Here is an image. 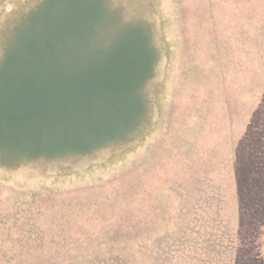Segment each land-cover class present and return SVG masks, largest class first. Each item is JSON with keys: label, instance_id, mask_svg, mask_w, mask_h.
Masks as SVG:
<instances>
[{"label": "rangeland", "instance_id": "1", "mask_svg": "<svg viewBox=\"0 0 264 264\" xmlns=\"http://www.w3.org/2000/svg\"><path fill=\"white\" fill-rule=\"evenodd\" d=\"M82 1L76 32L146 33L143 110L127 134L83 153L30 140L28 117L6 116L0 264L264 262V225L241 226L236 175L238 146L264 123V0ZM41 2L0 0V61Z\"/></svg>", "mask_w": 264, "mask_h": 264}, {"label": "trees", "instance_id": "2", "mask_svg": "<svg viewBox=\"0 0 264 264\" xmlns=\"http://www.w3.org/2000/svg\"><path fill=\"white\" fill-rule=\"evenodd\" d=\"M89 8L82 0H43L33 9L35 20L12 36L0 61V97H9L0 105V128L26 116L21 127L28 139L83 153L136 126L153 62L149 39L138 26L109 35L76 32L87 27L80 13ZM11 113L18 115L10 121ZM250 128L237 148L236 175L241 226L258 228L264 225V134L258 132L264 123Z\"/></svg>", "mask_w": 264, "mask_h": 264}, {"label": "water", "instance_id": "3", "mask_svg": "<svg viewBox=\"0 0 264 264\" xmlns=\"http://www.w3.org/2000/svg\"><path fill=\"white\" fill-rule=\"evenodd\" d=\"M264 261V260H263Z\"/></svg>", "mask_w": 264, "mask_h": 264}]
</instances>
